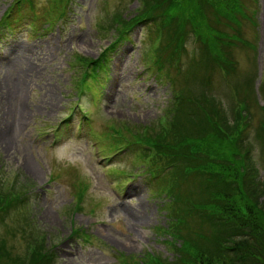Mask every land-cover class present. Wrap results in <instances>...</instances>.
<instances>
[{"label": "rangeland", "instance_id": "obj_1", "mask_svg": "<svg viewBox=\"0 0 264 264\" xmlns=\"http://www.w3.org/2000/svg\"><path fill=\"white\" fill-rule=\"evenodd\" d=\"M15 1L0 0V182L19 191L31 223L55 255L53 264H132L146 255L172 259L168 244L172 237L164 233L169 225L164 207L169 201L163 193L165 183L149 177L153 166L149 146H117L121 142L112 141L111 125L139 128V139L149 128L156 139L163 127L160 118L173 107L171 81L193 93L209 92L231 120L238 111L231 65L226 66V76L212 69L211 60L197 56L192 62L196 49L188 34L179 55L181 72L173 62L172 68L160 72L158 66H150V48L155 44L152 24L125 30L111 49L118 37L109 29L111 16L117 13L127 24L136 14L138 0H66L65 11L57 0H26L19 5ZM256 2V27L245 26L243 32L255 41L257 51L234 48L231 53L237 71L252 80L255 107L250 127L243 131L262 181L264 138L259 139L257 131L263 117L258 106L264 107V97L257 76L264 66V0ZM12 6L10 31L1 23ZM26 24L40 30L31 34ZM77 56L101 62L104 68L101 76L96 73L84 81L79 95L77 78L87 68L75 61ZM18 58L17 64L8 66ZM29 67L34 69L30 75ZM114 74L121 75L115 83ZM14 81L16 101H7L9 83ZM21 101L24 124L12 133L8 124L19 116L16 106ZM260 133L264 134L261 129ZM115 147L116 155L101 158ZM139 150L145 152L144 158H139ZM28 162L35 172L27 171ZM82 186L85 191L77 206V190ZM197 187L191 183L186 189ZM199 226L195 221L188 228L199 230ZM0 229L16 252L25 251L19 237ZM202 229L208 231L204 225ZM120 242L130 243V249Z\"/></svg>", "mask_w": 264, "mask_h": 264}, {"label": "trees", "instance_id": "obj_2", "mask_svg": "<svg viewBox=\"0 0 264 264\" xmlns=\"http://www.w3.org/2000/svg\"><path fill=\"white\" fill-rule=\"evenodd\" d=\"M18 1L21 4L26 0ZM65 1L57 0L64 11ZM138 2L130 22L126 24L115 13L111 16L113 23L109 29L113 28L119 34L136 21L152 24L155 44L150 48L151 65L158 66L160 72L166 66L172 68V62L181 72L179 55L189 34L196 49L192 62L197 56L201 60H211L212 69L226 76V66L231 65L232 94L238 111L236 116L232 113L230 120L217 98L209 92L193 93L190 87L182 84L178 87L171 81L173 107L168 109L167 117L164 116L162 132L156 139L148 133L149 128L144 139H139L136 135H141L139 128L134 130L123 125L114 129L116 126L111 125L112 134L119 141L149 146L148 159L153 161L149 177L165 183L163 193L169 201L164 207L169 220L164 233L170 234L173 243L177 242L175 245L168 241L173 252L170 260L159 255H146L132 264H264V179L261 181L254 169L251 146L243 131V127H250L255 107L250 92L252 80L237 71L231 53L234 48L255 50V41L245 37L243 28L256 27L257 2ZM4 25L11 27L7 20ZM99 28L103 29L102 25ZM75 61L88 71L101 67V62L80 56ZM88 71L85 80L95 76ZM259 89L264 97V84ZM258 109L263 113L257 131V137L261 139L264 138L260 133V129L264 133V107L258 106ZM139 151V158H142L145 152ZM191 183H197V189H186ZM77 191L78 206L85 189L82 186ZM19 194L15 186L8 187L7 183L0 182V222H3L0 228H5L8 236L19 237L25 244L24 252H16L0 234V264H53L55 255L47 247L43 233L31 223L26 204L22 205L23 198ZM195 221L200 222L199 230L192 231L188 226ZM203 225L208 228L207 232L203 231Z\"/></svg>", "mask_w": 264, "mask_h": 264}, {"label": "bare ground", "instance_id": "obj_3", "mask_svg": "<svg viewBox=\"0 0 264 264\" xmlns=\"http://www.w3.org/2000/svg\"><path fill=\"white\" fill-rule=\"evenodd\" d=\"M20 58V57H19ZM19 58L15 61H13V62H11V63H9L8 64V66H10V65H12V64H14V63H18L17 61H19ZM34 71V69L33 68H31V67H29V69H28V73H29V75L32 73ZM12 75H14V73L12 74ZM120 77H121V75H119V74H114V82L113 83H115V81H118V80H120ZM14 80V79H13ZM113 87V86H112ZM8 94H7V96H5L6 97V99L5 100H7V101H16V99H15V96H14V89H15V81L14 82H12V83H9V86H8ZM16 90V89H15ZM110 92H112V90H110ZM1 93V92H0ZM1 95H3V94H1ZM16 103V102H15ZM17 104V103H16ZM19 106H16L17 108L18 107H20L18 110L20 111V114H19V116L18 117H15V118H12V120H11V123L10 124H8V126L10 125L11 126V131H12V133H15V132H17V130L18 129H21L22 128V126H23V124H24V117L22 116V114H21V111L23 110L21 107L23 106L22 105V101L18 104ZM12 107H15V106H12ZM22 109V110H21ZM14 119V120H13ZM26 167H27V171L29 172V173H33V172H35V167H34V165H32L31 163H27V165H26ZM120 244L122 245V247H124V248H126V249H130V243H127V242H120Z\"/></svg>", "mask_w": 264, "mask_h": 264}]
</instances>
